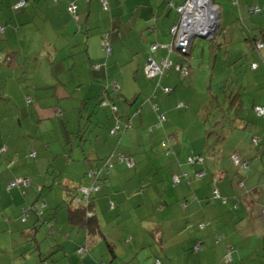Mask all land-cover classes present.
Here are the masks:
<instances>
[{
	"label": "crops",
	"instance_id": "obj_1",
	"mask_svg": "<svg viewBox=\"0 0 264 264\" xmlns=\"http://www.w3.org/2000/svg\"><path fill=\"white\" fill-rule=\"evenodd\" d=\"M19 1L0 0V26L3 27L0 32V148L5 149L0 153V264H38L29 254L32 248L38 247V241L31 237L36 229L37 214L30 212L25 221H21L19 215L27 205H33L38 211L45 203V200L41 204L30 201L31 189H36L38 184L36 170L42 169L46 162L52 166L58 163L54 169L59 171L63 186L55 188L52 202L64 208L57 217L60 231L52 236V240L56 237V243L46 246L48 256L52 251L51 260L40 252V264L43 260L52 264L106 263L107 253L102 242L90 240L84 229L69 223L65 202L70 196H73V205L80 202L78 188L89 187L93 181L86 172L98 166L103 157L110 156L115 162L110 177L113 182L126 173V165L117 160L118 153L135 158L134 153L141 146L139 136H148L153 129H164L165 121L172 129L173 121L175 125L183 121L182 115L199 130L188 125L197 137L193 139L189 132L191 141L186 139L185 143L168 135L162 140L167 155L160 154L157 159L160 161L173 154L176 161L168 162L166 174L165 170H159L158 182L164 184L157 186V194L163 205L160 207L159 203V218L148 227L154 237L149 240L153 245L151 254H160L165 264H179L178 258L182 264H264V117L254 110L255 105L264 106V55L261 53L264 47L260 49L258 61L255 56L252 59L239 56L244 46L240 45L241 40L253 50L252 38L264 32V0H237V5L229 0H211L218 9L219 25L224 28L223 41L213 47L215 38L209 39L210 44L206 46H209V58L213 59L212 71L201 79L200 72L193 69L186 85L176 70H165L152 80L144 70L148 58L157 63L163 59L173 62L181 59H175V54L181 55L170 46L171 28L180 17L176 6L186 0H106L107 10L102 9L100 0H37L34 7L27 6L36 0H27L25 7H18ZM71 1L76 4L74 13L67 10ZM250 5L260 10L252 13ZM20 9L23 10L19 12ZM105 32L108 33L109 54L101 46V34ZM26 39L29 42H24ZM152 44L157 45L154 51L150 49ZM215 48L218 49L213 53ZM222 48L235 50V55L231 56L228 51L225 55L226 63L230 57H235L232 73L226 74V69L219 64ZM184 60L180 63L188 68ZM252 63H258L257 68L253 69ZM96 64L99 69L93 67ZM237 67L247 68L242 73ZM112 80L119 83L118 92L109 85ZM198 83L203 88L195 91ZM105 88L109 100L117 105L116 113L110 109L98 111L95 120L103 122L104 127L95 128L81 149H73L80 145L76 143L79 131H74L82 123L83 111L93 110L90 104L96 103L99 96H105ZM179 97L184 98L186 105L179 99L174 100ZM200 98H204L203 103ZM216 104L229 106V115L213 116ZM13 115L16 121L11 120ZM255 116L263 119L261 125ZM53 120L57 121L56 126L51 123ZM60 120H64L65 125ZM115 123L118 132L110 135L109 130ZM215 131L222 137L216 148L210 149L208 135ZM254 138H258L257 144ZM67 140L68 152L65 150ZM28 148L27 155L23 150ZM32 151L34 156H31ZM38 152L45 159L30 162V157L36 158ZM232 154L248 164L243 168L232 163L234 174L224 165L225 161L230 163ZM185 156L186 164H182L180 160ZM188 156L200 157L191 163L187 161ZM206 160L213 161L214 165L203 164ZM198 170L205 172L200 178L194 177ZM107 174L100 175L101 183ZM16 176L27 178L28 184L6 191V185ZM175 176L178 182H174ZM204 177V182H198ZM168 179L171 185H167ZM142 189L127 193L124 187L100 186L92 195V210L98 224L105 218L110 222L122 220L125 231L119 240L127 243L122 247L124 251L134 252L146 239L141 230H135L136 221L144 218H124L131 209L143 204L124 205L133 197L141 199L145 194H141L144 187ZM214 190H218L220 197H213ZM114 199L121 212L119 217H114L112 212L103 213L109 210V201ZM156 199L154 194L153 204ZM45 204L48 207L52 203ZM48 215L53 218L56 211ZM202 222L207 226L200 228ZM100 231L97 235L105 240L111 261L114 260L112 264H122L118 260L122 253L115 245L117 236L108 231L111 236L108 240L101 228ZM129 232L136 236L132 233L127 236ZM213 233L223 237L213 236ZM154 243L162 252L154 250ZM198 244L195 254L193 246ZM79 245L87 247L85 255L77 253ZM190 248L194 251H189ZM134 259L138 256L128 262Z\"/></svg>",
	"mask_w": 264,
	"mask_h": 264
},
{
	"label": "rangeland",
	"instance_id": "obj_2",
	"mask_svg": "<svg viewBox=\"0 0 264 264\" xmlns=\"http://www.w3.org/2000/svg\"><path fill=\"white\" fill-rule=\"evenodd\" d=\"M187 1L188 0H186L185 2H187ZM36 2H37V0L35 1V3L30 1L27 7H31V6L34 7L36 5ZM210 2H211V0H210ZM184 3L176 6V9L179 6H183ZM170 4L173 5V3H170ZM212 5H214V4H212ZM229 6H232V5H229ZM22 10L23 9H20L19 12ZM103 12H105V11H103ZM179 14H180V12H179ZM0 18L2 19V17H0ZM179 19H180V17H179ZM179 19H178V21H179ZM244 28H245V31L250 35L249 29L246 26ZM223 29L224 28L221 25L218 26V33L215 37V42L212 45L213 47H215L216 44L218 42H220V40L223 39V35H224ZM247 38L249 40V37H247ZM24 42H29V41H27V39H26ZM207 44L208 45L210 44L209 39L203 38L200 36H196L193 40L190 55H188V57L186 56L187 58L184 60V62L187 64L188 68L190 67L189 73H190V71L192 73L193 69H196L200 72L201 79H203V77H205V76L206 77L209 76L210 72L212 71V65L211 64L213 62V59L209 58V53H208L209 52L208 51L209 46H206ZM241 44L242 45L244 44V46L241 47V51H240L239 56H241L244 59H245V55L249 59H252V57L255 56V59L258 61L259 58L261 59V53H263V55H264V49L260 53V50H255V49L250 50V47L246 45V41L241 40L240 45ZM244 48H246V50ZM112 49H113V47H112ZM216 49H218V48H215V50H213V53H216ZM226 51H228V53L232 56V55H235L233 53V51H235V50H233V49L226 50L225 48H222L220 50L219 64H220V66H222V69H226L224 72L226 74H229V73L233 72L231 67L233 66L232 60L235 57H233V58L230 57V60L228 61V63H226L225 62ZM174 57H176L175 58L176 60H179L180 59L179 57H181V56H178L175 54ZM238 65L240 67L241 63ZM227 68L229 69L228 71H227ZM246 68L247 67H243V68L239 69L237 67L236 70L237 71L240 70L243 73ZM189 77H191V76L188 75V76L182 77L183 78L181 80L182 83L186 85ZM202 88H203V86L200 83H198L196 88H195V91H200ZM177 99H179L181 102H183L186 105V102L184 101L183 97H179L176 99L174 98V100H177ZM203 99L204 98L199 99L200 103H203V101H204ZM120 102H122V100ZM91 105H92L93 110L89 109L87 111L86 110L83 111V119L81 120L82 123L79 125L78 130L74 131V132L79 131L78 136L76 135V138H77L76 143H80V145L73 146V149H76V147L81 149L82 144L85 143L84 140L86 141L88 139L87 137L94 131L95 128L104 127L103 122L97 123L95 119H96V114L98 111L99 112L100 111L105 112V110L96 108L94 106V104H91ZM216 105H217L216 108H213V110H214L213 116H219L222 114L224 116L229 115V106H223V105H219V104H216ZM92 118L94 119V121ZM181 118L184 122L181 121V122H179V125H175L174 124L175 121H173V123H172L173 128L172 129L169 128V122L165 121L164 129H153V133H148V136H145V137L139 136L141 146H139L138 150H136V153H134L135 165L132 167H126L125 166L124 171L126 173L120 174L119 176H117V178L113 182L110 178L112 169L107 170L105 168L104 169L102 168L101 171H99L97 173L98 184L100 186H102V188L107 189V188H110L112 185L114 187H118L119 189L124 187V190L127 193H133L136 190H139V191L143 190L142 188L144 187V191H141V194L143 192H145V194L143 193L144 195H141V199L139 197H133L129 201H126L124 203V205H131V204L136 205L138 203L143 202L142 205L136 206L135 209L134 208L131 209L128 216L124 217L125 219H130V217H132L134 219L135 218H144L142 220L136 221L137 224H136V228H135L136 231L141 230L144 233V235L146 236L145 237L146 239L144 240L143 246H137L136 250H134V252L131 250L129 251L127 249H125V251H124V248H122V247H123V245H127V243H125L124 239L119 240L120 235L123 234L125 231V229H124L125 227L122 225L121 219H118L117 222L115 220L110 222L107 218H105L104 222H103V220H101L99 223L102 232L104 233V235L106 236V238L108 240L110 239L109 237H111L110 234L108 233V231L111 234H115L117 236L118 241L115 242V245L119 247V251L122 253L121 256L118 257V260H121L122 264H125L126 262H128L130 260V258L133 256H135V257L138 256V259L137 260L134 259L133 261L128 262L127 264H155L157 259H159L160 262H162V264H165V261L160 254H157L155 252H153L154 254H151V251H153L151 247L153 245L151 244V242H149V240L152 239L151 238L152 230H151V228H148V227H149V225L152 227L151 221L153 222L154 219L159 218V215H158L159 203H161L160 207H162V205H163L161 202V198L157 194L158 193L157 192L158 191L157 186L163 187V184H164L163 181L158 182V180L161 179L159 170H165L164 174H166V172L168 170V167H167L168 162L171 160L173 161V159H174V161H176L175 160L176 156L173 154L170 155L171 157H169V158H167V157L160 158V161L157 159V158H159L160 154L167 155L165 153L166 148H164L162 146V140H164L166 138V135H168L170 137L174 136L177 138L178 141H180V142L182 141L185 143V142H187L186 139L191 141V139L188 136L189 132H191V134L193 135V139L195 137H197L196 134L194 133L193 129H189L188 125L192 126L194 128V130H199V128H196L197 126L195 124L191 123L189 118L186 115H182ZM254 118L257 120L259 119V125L262 124L261 123V121L263 120L262 118H259L257 116H255ZM16 119H17V117H15L13 115V118L11 120L16 121ZM60 122H61V124L65 125L64 120L63 121L60 120ZM106 122H107V120H106ZM24 123H26V121ZM51 123H53L54 126H56L58 124L57 121H55V120H53ZM22 124H23V121H22ZM181 125H183L184 128ZM132 127L134 128L135 125H132ZM175 132H177V133L174 134ZM182 132H185V138L184 139L182 138ZM158 134H160V135L158 137H156ZM94 136H95V133L92 135L91 138H93ZM220 137H222V135L219 131L211 132V134L208 135V138H209L208 142L210 144L209 145L210 149H212V147L216 148V144L218 143V139ZM232 138H233V136L230 137V139H232ZM5 143L6 142H4V144ZM42 144H43V142H42ZM49 145L52 146V143H50ZM52 148H54V147L52 146ZM29 150H30V148L23 150V153L28 155ZM65 150L67 152L70 151V146H69L68 140L66 142V149ZM44 152H46V151L44 150ZM30 158H31V159H29L30 162H32L34 159H45L44 155L39 154V152H38V155L36 156V158L35 157L34 158L30 157ZM103 161H104L103 159L100 160V162L98 163L99 165L97 164L98 166L91 167V168L97 169L99 167V169H100L102 167ZM185 161H186V156H185V158L180 160V162L182 164H186ZM208 162H210V166H212V165H214V162H216V159H214V162L210 161V160H206L203 164L208 163ZM54 164L55 165L52 166V164H49L48 162H46L42 169L36 170L35 179L37 180L38 184L36 186V189H31L32 200L30 201V203L33 202V203H38V204L40 203L41 204V202H43V200H45L44 201L45 203H47V202L52 203L47 208L46 207L44 208L45 217L43 216V218H42L43 220L39 218L35 221V225H36L37 230L33 229L34 228L33 226L30 229V231H32V229H33V232H32L33 234H31V237H33V238L35 237L34 239H36L38 241V247L32 248L30 250L29 254H31L35 258V260L38 264H40V262L38 260V257L41 256L40 252H42V254H44V255H47V247H46L47 243L53 244V245L56 243V237L54 240H52V238H53L52 236L56 232L60 231L58 228V226L60 225V222H58L57 217H58V213L63 212V208H64V206L58 207V206H56L57 204L52 202L53 201L52 196L54 194L55 188L57 186L62 188V186H63V183L60 180L59 171L54 169V167H56V164H58V163L55 162ZM231 164H232L231 161H230V163L226 162V161L224 162L226 169H228L229 172H233V174H234L235 169L233 171V168H232L233 164L232 165ZM152 167H155V168H152ZM105 173H108L107 177H106V179H104V181L102 180L103 182L101 183L100 175L104 176ZM16 178H23V177L22 176H16V177H14L13 180H15ZM205 179H206V177H204L202 180H198V182L202 183L205 181ZM43 180H47V182L43 183ZM166 183H167V185H171L169 179L167 180ZM9 185H10V183L8 185H6V188H5L6 191H10V190H13L15 188L20 187V186L8 187ZM162 187H160L159 189H161ZM146 192L149 194H146ZM154 194L157 196L155 204L152 203V197ZM48 196H49V198H48ZM102 197H105V196H102ZM113 202L115 204L116 210L109 209V210H105L103 213L105 214V213H111L112 212L114 217H119L121 212H120V209L118 208V203L115 199L113 200ZM54 211H56V215H55V217L51 218L50 215H48V213H53ZM45 219H47V220H45ZM50 223H52V226H49ZM201 225H203V227H206L207 223L202 222L201 224H199L200 228H201ZM133 226H135V225L133 224L132 228H133ZM130 234L133 237L136 236V234H134V232H129L126 235L130 236ZM153 234H155V232H153ZM216 235H219V234L213 233V236H216ZM219 236L223 237V235H219ZM28 238H30V236H28ZM153 239H154V237H153ZM90 240H92V241L93 240H97V241L100 240V242H102V245L105 247V250L107 253V258H106L107 262L106 263L112 264L114 260L112 259V261H111L110 253H109L108 248L106 246L105 240L97 234L90 235ZM118 242H119V244H118ZM154 245H155L154 250H156V251L158 250L159 253L162 252V249L160 248V246L158 244L154 243ZM203 247H205V244H203ZM193 249H194V246H193ZM193 249L190 248L189 251H192ZM51 253H52V251L49 253V256L48 255L46 256L47 260L48 259L51 260V255H52ZM55 253H56V251H55ZM195 254H197V251L195 252ZM178 260H179V264H182L180 261L181 259L178 258ZM101 262L106 264L104 261H99V263H101Z\"/></svg>",
	"mask_w": 264,
	"mask_h": 264
},
{
	"label": "built area",
	"instance_id": "obj_3",
	"mask_svg": "<svg viewBox=\"0 0 264 264\" xmlns=\"http://www.w3.org/2000/svg\"><path fill=\"white\" fill-rule=\"evenodd\" d=\"M193 1L194 0H188L187 2L184 3L183 6L177 7V10L181 14L180 19L171 28V32L173 34V41H172V44L170 46H171V48L176 49L179 52V54H181V55L187 54L189 51V48L191 46V31H189V29L187 27V22H189L188 20L191 18H190V16L187 15V10ZM232 2L234 4H236L237 0H232ZM100 3H101L102 9L107 10V8H108L107 1L106 0H100ZM24 4H25V0H20L19 3L17 4V6H19V7L24 6ZM213 7H215V5H213ZM67 8H68L69 12L74 13L75 9H76V5L74 2H71L67 6ZM249 11L250 12H258L259 8L256 6H249ZM2 30H3V28L0 26V32H2ZM101 43H102L103 49H105L107 51V53L109 54L110 46H109V41H108V33H106V32L102 33ZM263 46H264L263 42L256 41L255 47L257 49H259ZM156 47H157L156 44H152L150 47L151 51H154L156 49ZM256 66H257V63L251 64V67L253 69L256 68ZM95 68H98V66L96 65ZM171 68L176 70L183 77H185L189 74V70L186 66L182 65L180 62H173L171 59H163L159 63H157V62H154V60L152 58H148L145 66H144L145 74H146L147 78H150V79L161 76L165 70H168ZM112 89L114 91H117L119 89V84L116 81L112 82ZM104 104L105 103L103 101L102 105H104ZM109 105H110L111 110H113L115 112L116 111V105H114V104H109ZM254 110L258 116H264V106L255 105ZM117 129H118V126L116 125L115 128L113 130H111V132L114 133L117 131ZM253 141H254V144H257L258 138H254ZM3 149H4L3 147L0 148V150H3ZM32 155H34V153H32ZM193 159L191 157H188V160L191 163L194 161ZM119 160L125 161V163L128 166L133 165V159L131 157L126 158V157H123L121 155ZM231 160L235 165L241 166L243 168H246L248 166L247 162L244 160H241L237 154H232ZM110 167H112V162L109 159L104 160L101 168L108 169ZM98 172H99L98 169H89L86 172V176L93 179V181L91 182V186H89V187L80 186L78 188L79 193L81 194L80 195V202L87 204L89 201H91L92 194L100 189V185L98 184V177H97ZM203 175H204V170H198L194 173V177H196V178H200ZM185 176H186V174H184V177ZM173 180H174V182H178L179 178L177 176H175V177H173ZM27 184H28L27 178H16L13 182L10 183L9 187L19 186V185H27ZM213 197H220L218 190L213 191ZM80 202H77V205L80 204ZM114 207H115L114 203L110 202L109 208L113 209ZM28 210H32V208L29 207V208L23 209L22 220H25ZM262 211L264 212V207L262 208ZM49 226H52V223H50ZM194 250L195 251L199 250V244L195 245ZM85 252H87L86 246H79V248H77V253L84 254ZM227 259H230L229 256H227ZM43 264H51V263L43 262ZM156 264H161L159 259L156 260Z\"/></svg>",
	"mask_w": 264,
	"mask_h": 264
},
{
	"label": "trees",
	"instance_id": "obj_4",
	"mask_svg": "<svg viewBox=\"0 0 264 264\" xmlns=\"http://www.w3.org/2000/svg\"><path fill=\"white\" fill-rule=\"evenodd\" d=\"M230 1V3L232 4V5H237L238 3H236V4H234L233 2H232V0H229ZM71 2H73V1H71ZM70 2V3H71ZM69 3V4H70ZM75 3V2H74ZM26 4H27V0H25V4H24V6H20V7H25L26 6ZM76 5V4H75ZM250 6H256V5H250ZM19 7V6H18ZM256 7H258V6H256ZM259 8V7H258ZM67 10H68V8H67ZM259 10H260V8H259ZM253 13V12H252ZM2 27V26H1ZM3 28V27H2ZM3 31V30H2ZM256 38H252V42H253V50L255 49V50H260V49H262L263 47H261V48H259V49H257L256 47H255V43H256V41H261V42H263V44H264V32H261L260 34H258V35H256L255 36ZM101 41H102V34H101ZM101 46H102V43H101ZM103 48V47H102ZM191 49H192V44H191V46H190V48H189V51H188V53L187 54H183V55H181V59L179 60V62L181 61V60H184L185 59V56H187V55H190V53H191ZM110 53V52H109ZM98 66V68H95V66ZM95 66H93L95 69H99V65L98 64H96ZM257 66H258V63H257ZM257 66H256V68H257ZM171 69H173V68H171ZM255 69V68H254ZM174 70V69H173ZM150 79V78H149ZM152 80V79H151ZM113 81H115V80H112V81H110V84L109 85H111L112 86V82ZM118 83V82H117ZM119 84V83H118ZM119 88H120V85H119ZM119 91V89L116 91V92H118ZM103 94L105 95V96H99V98H98V100H97V102L96 103H92V104H94V106L96 107V108H98V109H110L111 110V108H110V105L109 104H114V105H116L113 101H112V99L110 98V100H109V96H108V91H107V89L105 88V89H103ZM102 95V94H101ZM103 101H104V105H102V103H103ZM85 104H87V102H85ZM91 105V104H90ZM261 106V105H260ZM116 110H117V105H116ZM113 113H116V111L114 112L113 110H111ZM257 114V113H256ZM260 117H264V116H260ZM118 126V124L117 123H115V125L112 127V128H110V130H109V134L110 135H115L117 132H118V129H117V131L116 132H114V133H112L111 132V130H113L114 128H115V126ZM79 134V133H78ZM163 143H165L166 144V142H163ZM5 149H3V150H0V153H2L3 151H4ZM31 153H34V155H35V152H31ZM34 155H32L31 154V156H34ZM123 156V157H126V158H132L133 159V165L132 166H134L135 165V160H134V158L131 156V155H129V154H125V153H123V152H120V153H118L117 154V160H118V162H121V163H123V164H125L127 167H132V166H128L126 163H125V161H120L119 160V158H120V156ZM188 157H191L194 161H196V160H198L199 159V157L200 156H196V157H194V156H188ZM188 157H187V161H189L188 160ZM230 158H231V156H230ZM103 160H106V159H109L111 162H112V167L114 166V161L110 158V156H105V157H103L102 158ZM101 159V160H102ZM190 162V161H189ZM231 162H232V160H231ZM233 163V162H232ZM234 164V163H233ZM235 165V164H234ZM236 166H238V165H236ZM112 167H110V168H108L107 170H109V169H111ZM99 171H101V169L102 168H100L99 169V167L97 168ZM204 174H205V172H204ZM14 180H12L11 182H13ZM11 182H9V183H11ZM19 186H21V185H19ZM24 186V185H23ZM9 187V186H8ZM100 190V189H99ZM98 190V191H99ZM79 191V190H78ZM97 192V191H96ZM95 193V192H94ZM93 193V194H94ZM92 194V195H93ZM81 195V194H80ZM93 200H94V197L93 196H91V201H89L87 204H85V203H80V204H75V205H73V196H70V198L67 200V202H65V207L67 208L66 210H67V217H68V221H69V223H71L72 225H76V226H79V227H81L82 229H84L85 230V232L87 233V234H89V235H92V234H100V228H99V224H98V222H97V219L95 218V215L93 214V210H92V206H93ZM109 202H113V200H110ZM115 205V204H114ZM109 206H110V204H109ZM29 207H31L32 208V210H28V212H27V216H26V218L29 216V214H30V212H35L36 214H37V218L39 219H42L43 218V216H44V208L45 207H47V204H45V203H43L42 204V206H41V209L40 210H38V211H36L35 209H34V207H33V205H27L26 207H24V208H29ZM24 208H22L21 209V212H20V215H19V217H20V220L21 221H25L26 220V218H25V220H22V211H23V209ZM110 209V208H109ZM114 209V208H113ZM43 220V219H42ZM79 246H85V245H79ZM79 246L77 247V248H79ZM108 247H109V250L111 249V247H110V244L108 243ZM77 251V250H76ZM80 254V253H79ZM43 262H49V261H47V260H43L42 261V264H43ZM49 263H51V262H49ZM52 264V263H51Z\"/></svg>",
	"mask_w": 264,
	"mask_h": 264
},
{
	"label": "bare ground",
	"instance_id": "obj_5",
	"mask_svg": "<svg viewBox=\"0 0 264 264\" xmlns=\"http://www.w3.org/2000/svg\"><path fill=\"white\" fill-rule=\"evenodd\" d=\"M187 15L190 16L187 27L189 31H211L217 22V9L210 4V0H194L188 10ZM200 20H203L200 24ZM199 22V25L195 23Z\"/></svg>",
	"mask_w": 264,
	"mask_h": 264
},
{
	"label": "water",
	"instance_id": "obj_6",
	"mask_svg": "<svg viewBox=\"0 0 264 264\" xmlns=\"http://www.w3.org/2000/svg\"><path fill=\"white\" fill-rule=\"evenodd\" d=\"M212 4V2H210ZM217 12H218V9H217ZM203 20H200V24L202 23ZM196 24L199 25V22H196ZM218 26H219V18L217 16V22L214 26V28L211 30V31H196V32H191V44H193V40L196 36H200V37H203V38H207V39H214L218 33Z\"/></svg>",
	"mask_w": 264,
	"mask_h": 264
}]
</instances>
